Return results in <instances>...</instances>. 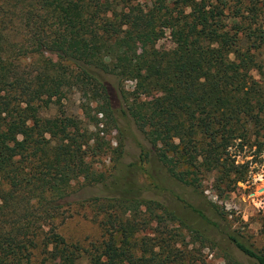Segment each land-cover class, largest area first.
Listing matches in <instances>:
<instances>
[{
    "label": "trees",
    "instance_id": "1",
    "mask_svg": "<svg viewBox=\"0 0 264 264\" xmlns=\"http://www.w3.org/2000/svg\"><path fill=\"white\" fill-rule=\"evenodd\" d=\"M167 33L173 46L161 50ZM107 78L173 179L199 190L213 175L230 192L244 176L235 150L264 146V0H0V264H184L148 234L185 227L157 200L90 198L104 235L87 246L57 231L76 204L71 185L105 180L87 158L117 122ZM124 82L134 83L127 94ZM64 91L86 100L83 120L49 114ZM188 207L264 264L217 210L214 222Z\"/></svg>",
    "mask_w": 264,
    "mask_h": 264
},
{
    "label": "rangeland",
    "instance_id": "2",
    "mask_svg": "<svg viewBox=\"0 0 264 264\" xmlns=\"http://www.w3.org/2000/svg\"><path fill=\"white\" fill-rule=\"evenodd\" d=\"M172 46L168 33L157 44V48L161 50ZM50 59L58 61L56 56H50ZM253 75L260 80L257 72ZM107 82L113 90L112 104L117 122L115 126L104 127L105 130L100 133L102 139L99 143L103 147L101 153L87 158L92 169L102 173L105 180L96 185H88L79 180L71 185L70 200L76 204L71 205L66 218L59 223L58 233L69 243L87 246L89 243L99 242L104 230L100 225L101 220L94 217L95 210L89 205L90 198L110 194L140 197L163 203L184 221L186 228L170 223L164 227L152 224L148 231L150 236L157 234L160 240L168 241L171 248L180 251L184 264H232L228 254L241 264H255L229 245L222 235L188 206L199 210L214 222H219L222 218L216 214L217 210L223 219L226 218L232 231L246 244L264 254V191H260L264 188V146L262 151L256 146L245 147L242 151L233 149L238 154L234 164L244 166V176L232 191L216 190L213 175H206L202 180V187L194 190L170 176L166 167L158 160L155 149L125 114V101L119 98L115 81L107 78ZM133 86L132 82H124L120 87L127 94L133 90ZM62 93L60 105L52 104L49 114L59 115L65 112L83 120L81 108L86 100L77 91ZM191 230L210 237L213 242L199 239Z\"/></svg>",
    "mask_w": 264,
    "mask_h": 264
},
{
    "label": "water",
    "instance_id": "3",
    "mask_svg": "<svg viewBox=\"0 0 264 264\" xmlns=\"http://www.w3.org/2000/svg\"><path fill=\"white\" fill-rule=\"evenodd\" d=\"M260 191H261V192L264 191V188L260 189Z\"/></svg>",
    "mask_w": 264,
    "mask_h": 264
}]
</instances>
